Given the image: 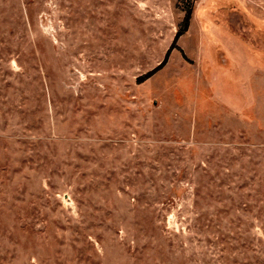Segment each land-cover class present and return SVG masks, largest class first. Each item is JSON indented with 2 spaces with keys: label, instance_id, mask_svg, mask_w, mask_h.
I'll list each match as a JSON object with an SVG mask.
<instances>
[{
  "label": "rangeland",
  "instance_id": "1",
  "mask_svg": "<svg viewBox=\"0 0 264 264\" xmlns=\"http://www.w3.org/2000/svg\"><path fill=\"white\" fill-rule=\"evenodd\" d=\"M0 264H264V0H0Z\"/></svg>",
  "mask_w": 264,
  "mask_h": 264
},
{
  "label": "trees",
  "instance_id": "2",
  "mask_svg": "<svg viewBox=\"0 0 264 264\" xmlns=\"http://www.w3.org/2000/svg\"><path fill=\"white\" fill-rule=\"evenodd\" d=\"M187 19H188V15H186V20H187ZM179 35H180V32L177 33L176 38H177ZM161 64H163V62H162ZM161 64H160L157 68H159V67L161 66ZM153 71H154V70H153ZM153 71H151L150 73H148L147 76H149Z\"/></svg>",
  "mask_w": 264,
  "mask_h": 264
}]
</instances>
